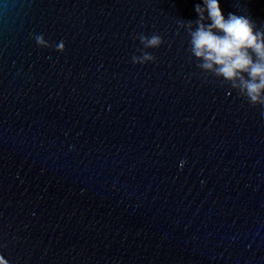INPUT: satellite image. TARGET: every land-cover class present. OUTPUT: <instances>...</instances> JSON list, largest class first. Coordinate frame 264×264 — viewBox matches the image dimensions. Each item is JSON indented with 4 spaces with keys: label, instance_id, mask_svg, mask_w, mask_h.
Wrapping results in <instances>:
<instances>
[{
    "label": "water",
    "instance_id": "1",
    "mask_svg": "<svg viewBox=\"0 0 264 264\" xmlns=\"http://www.w3.org/2000/svg\"><path fill=\"white\" fill-rule=\"evenodd\" d=\"M198 2L0 0L5 264H264V109L196 67Z\"/></svg>",
    "mask_w": 264,
    "mask_h": 264
},
{
    "label": "clouds",
    "instance_id": "2",
    "mask_svg": "<svg viewBox=\"0 0 264 264\" xmlns=\"http://www.w3.org/2000/svg\"><path fill=\"white\" fill-rule=\"evenodd\" d=\"M194 12L195 21L180 26L187 32V51L196 61V67L229 85L249 105L264 109V23L258 25L239 8L237 12L222 14L219 0H199ZM137 38L142 45L138 49L141 55H133L131 62L143 65L153 61V55L143 50L160 47L162 37L152 33ZM34 39L39 48L51 47L42 34ZM63 50L62 41L55 45V51ZM261 116L264 117V112ZM0 264H5L2 258Z\"/></svg>",
    "mask_w": 264,
    "mask_h": 264
}]
</instances>
